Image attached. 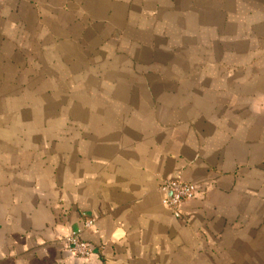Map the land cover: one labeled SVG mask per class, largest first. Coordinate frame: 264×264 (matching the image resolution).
<instances>
[{
    "label": "crops",
    "instance_id": "1",
    "mask_svg": "<svg viewBox=\"0 0 264 264\" xmlns=\"http://www.w3.org/2000/svg\"><path fill=\"white\" fill-rule=\"evenodd\" d=\"M0 264H264V0L0 4Z\"/></svg>",
    "mask_w": 264,
    "mask_h": 264
},
{
    "label": "built area",
    "instance_id": "2",
    "mask_svg": "<svg viewBox=\"0 0 264 264\" xmlns=\"http://www.w3.org/2000/svg\"><path fill=\"white\" fill-rule=\"evenodd\" d=\"M7 0H0V4ZM161 190L166 194L164 205L173 213L176 219H182V209L190 202L196 194L197 187L194 184L185 183L177 176L174 179L167 180L163 183ZM94 221L90 220L86 223L87 228L94 226ZM64 252L76 257L89 259L95 254V248L83 241L80 232L71 233L64 241Z\"/></svg>",
    "mask_w": 264,
    "mask_h": 264
}]
</instances>
